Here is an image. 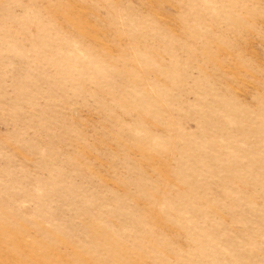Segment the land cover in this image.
I'll use <instances>...</instances> for the list:
<instances>
[{
    "label": "rangeland",
    "instance_id": "obj_1",
    "mask_svg": "<svg viewBox=\"0 0 264 264\" xmlns=\"http://www.w3.org/2000/svg\"><path fill=\"white\" fill-rule=\"evenodd\" d=\"M0 264H264V0H0Z\"/></svg>",
    "mask_w": 264,
    "mask_h": 264
}]
</instances>
